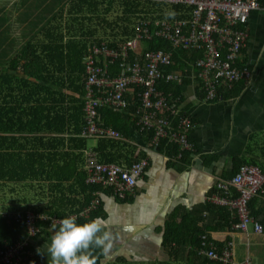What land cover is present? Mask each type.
Wrapping results in <instances>:
<instances>
[{"label": "trees", "instance_id": "obj_1", "mask_svg": "<svg viewBox=\"0 0 264 264\" xmlns=\"http://www.w3.org/2000/svg\"><path fill=\"white\" fill-rule=\"evenodd\" d=\"M29 1L24 0L25 3ZM258 1L260 4L264 3V0ZM116 3L124 9L123 15L119 20L111 23L107 17L115 11ZM43 6H46L44 14L39 10ZM3 9L4 6L1 7L0 12ZM144 10L149 14L150 5L120 0H51V2L31 0L24 13L28 15L27 18L31 13L38 15L36 22L31 25L26 24V29L22 31L21 42L15 35L16 0L14 8L5 9V14L0 17V189H10L12 195L16 192V196L21 198L16 199L15 195L11 196L15 203L29 200L27 195L24 194V197L20 194L28 189H31L35 196L45 195L49 199L45 206L33 209L36 214L46 215L48 219L37 222L39 231L29 247L34 253L31 264L48 262L42 245L44 243L47 246L51 243L50 237L54 234L51 232L52 220L81 214L92 205L96 193L104 189L102 185L88 184V174L80 168L84 161L83 150L89 146L88 140L80 137L85 126L88 125L86 55L89 47L95 43L107 42L108 47L117 48V41L102 39L111 37L104 30L113 29V35L115 34L117 40H120L118 37L121 36L130 37L133 33L132 22L141 17V14L145 13ZM13 16H15L14 21L11 20ZM104 16L106 17L103 18ZM97 20L101 21L95 22ZM241 26L245 30L247 24ZM161 46L173 55V64L162 68L165 73L161 71L162 78L157 81V89L164 93L168 104L176 109L171 108L176 115L175 118L166 119L167 125L172 131H181L182 118H188L192 124L188 134L190 140L195 126L192 116L182 110V106L186 100L187 90L193 84L191 80L194 79L193 64L203 57V53L182 48L175 49L169 41ZM123 47L117 48L118 51L123 50ZM152 49L160 50V47L154 46ZM145 51L140 55L142 61L138 58L142 65L146 63V54L153 50ZM174 59L175 61L178 59L180 66H175ZM122 63L123 57L110 65L111 77L119 76ZM172 72L183 74L186 77L184 84L167 81V73ZM195 72L197 79V68ZM197 81L205 102L204 85L202 81L199 82L198 79ZM245 83L246 81L241 80L235 83L232 89L222 87L219 93L222 94L224 101L236 98ZM137 91L135 98L138 100H130L133 95L127 96V101L130 103L127 112L122 113L107 107L99 108V123L117 131L122 138L117 142L111 140L99 142L96 151L101 161L126 163V166H130L134 161L148 158L147 153L139 146L141 143L149 148H156L169 157L171 162L182 163L181 168H186L184 166L192 163L191 151L182 152L180 144L165 138L156 146L152 143L153 131L139 125L137 112L142 106L139 93H143L144 89L140 88ZM254 164L257 165L254 161L247 160L245 156L235 159L234 166L225 170L222 177L215 181L208 196L220 193L232 198L238 197V192L229 186V180L233 179L235 172L241 170L244 165ZM260 168L264 172V166ZM221 184L226 185L227 188H219ZM112 191L114 188L105 189L107 195L112 194ZM263 193L264 186L257 195ZM256 196L251 198L249 210L259 222L261 211L255 209V206L260 204V199ZM2 201L0 199L1 207L4 205ZM7 210L11 209L2 207L0 210V251L23 241L29 234L27 213L19 219L17 215L2 216V212ZM177 216L182 219V223L175 226L174 221ZM96 218L108 219L104 203L89 218L81 217L76 222L84 224ZM237 220L239 217L232 215L227 208L207 201L194 208L191 214L184 208L176 210L166 224L163 235L162 245L169 256V264L181 261L185 264H217L200 254L201 237L207 234L208 225L214 229H231ZM200 222L203 223L202 227L199 226ZM208 238L212 240L209 235ZM224 246H227V243ZM38 248L43 254L37 253ZM127 257H115L116 260L108 264H136L137 261H140L139 264H158V262L144 263L143 260Z\"/></svg>", "mask_w": 264, "mask_h": 264}, {"label": "built area", "instance_id": "obj_2", "mask_svg": "<svg viewBox=\"0 0 264 264\" xmlns=\"http://www.w3.org/2000/svg\"><path fill=\"white\" fill-rule=\"evenodd\" d=\"M120 1L153 4L162 2L177 7L180 11L177 12L174 19L155 21L154 24L151 21H139L136 26L137 37L126 39L121 51L108 46L93 45L89 47L86 55L88 74L86 86L88 130L86 135L90 138L116 142L122 140L120 133L112 129H103L98 125V110L107 107L122 113L127 112L130 106L127 96L133 95L132 100H136L135 91L138 92L137 90L142 88L144 92L139 93L142 106L138 109L137 115L139 125L153 131L152 143L157 146L165 138L180 145L189 146L188 134L192 125L191 121L188 118H182V130L172 131L168 127L166 119L175 118L176 114L171 110V108H175L168 104L164 93L157 89V81L162 78L161 71L165 73L162 68L173 64L172 53L164 50L150 51L146 54L145 65H142L138 59H135L133 63H127L125 57L131 51L138 50L139 41L151 40L153 37L165 38L175 49L201 51L203 57L196 61L195 66L198 69L197 79L204 85L205 102H223V96L219 93L222 87L232 89L235 83L241 80L249 82L252 77L250 67L243 61V50L246 48L248 31L247 29L243 30L241 25L247 24L252 12L262 8L261 4L258 0ZM121 57H123L122 71L118 77H111L110 65ZM193 72L195 79L196 72ZM185 78L183 74L173 73H167L166 77L167 81H173L180 85L184 84ZM163 130L172 132L165 136ZM87 155L88 168L91 172L90 182L94 185H102L107 189L114 188L122 198L134 194L137 180L149 165L147 158L134 161L130 166H126L115 162L103 163L99 160L96 151H89ZM241 170L246 174H253L256 178L255 183H247L246 190L239 191L238 197L232 198L228 195L215 193L207 200L224 208L236 209V213L232 215H237L239 220L234 224V230L248 232L252 227L253 231L261 234L263 227L252 217L249 203L252 197L263 190L264 172L257 165H244ZM228 184L230 186V183ZM219 188L226 189L227 186L221 184ZM253 188L256 190H252ZM103 194V192H98L99 197ZM243 199H245L246 205L242 203ZM100 204L99 198L94 200L84 212L74 215L76 221L81 217L89 218L93 210ZM47 219L46 215H39L34 211L29 212L27 214L28 238L20 245H12L6 250L0 251V264H29L28 255L31 253L26 251L27 247L39 231L37 222ZM58 221L59 219H53L52 225H58ZM201 239L200 253L202 255L217 264H238L234 261L231 253V244L220 249L208 239L207 235H203Z\"/></svg>", "mask_w": 264, "mask_h": 264}, {"label": "crops", "instance_id": "obj_3", "mask_svg": "<svg viewBox=\"0 0 264 264\" xmlns=\"http://www.w3.org/2000/svg\"><path fill=\"white\" fill-rule=\"evenodd\" d=\"M30 2L31 0L28 3H25L24 0H16V38L19 37L20 42L22 31L26 29L27 25L36 22L38 15V13L36 16L31 13L29 18L26 17L28 15L24 12ZM14 3L15 0H0V10L4 6L0 17L5 14V9H13ZM133 3L148 4L151 11L148 14L144 10L145 13L132 22L133 33L130 37L121 36L118 37L120 40H117L114 37L115 34L110 35L111 41L118 42L117 48H122L126 39L137 37L136 26L139 21L155 22L169 18L174 19L177 12L180 11L172 5L162 2L158 4ZM261 7L247 23L249 39L243 51V61L250 67L252 77L249 82L242 85L241 93L236 98L223 102L207 103L203 100L197 79H191L193 84L187 90L182 110L192 116L195 126L190 137L192 163L184 166L186 168H181L182 163L171 162L169 157L160 153L156 148H149L140 143V148H143L147 153L149 165L138 181L134 194L122 198L114 190L112 194L107 195L105 193L107 188L99 191L104 193L100 197L96 193V199L101 198V204L93 212L99 210L104 203L108 219L101 220L104 227L108 229V234L112 235L109 236L107 243H109V247L113 243L115 248L113 251L111 250L110 254L115 257H127L129 252L128 259L134 258V260H145L146 262L157 260L158 264H169V256L162 243L166 224L169 223L174 212L184 208L191 214L194 208L205 202V196L214 186L215 181L222 177L225 170L234 166L235 159L245 156L247 160L254 161L257 166H264V3L261 4ZM44 9L46 10V6L39 8L42 13ZM14 19L15 16L11 18L12 21ZM167 41L163 37L139 41L138 50L131 51L127 55V63H133L135 59H140V55L145 53V50H155L152 49L154 46L164 50L165 48L161 44ZM140 60L142 61V59ZM174 64L176 67L180 66L178 59L176 61L174 59ZM195 70L196 66L193 64V71ZM178 71L183 72V70ZM98 125L103 129H109L99 121ZM87 130L88 125L85 126L83 134L80 136L89 142L88 148L83 150L84 161L80 168H83L88 174L87 183L94 185L90 182L91 172L88 168L87 152L96 151L99 142L107 140L90 138L86 135ZM93 142H96V145L92 146ZM138 142H140V137H138ZM98 158L101 161L99 154ZM121 164L126 165V163ZM129 198L132 199L127 201ZM256 198L260 199V204L255 206V209H260L259 222L264 227V193ZM74 215L76 214L71 216ZM108 220H111V225L107 227ZM180 223H182V219L177 216L174 224L177 226ZM202 225L203 223L200 222L199 226L202 227ZM206 233L221 248H224L226 243L227 245L231 244L230 250L236 263L264 264V231L258 234L251 233V231H236L233 226L231 229H214L208 225ZM239 238L241 243L246 242L251 258H248L243 250L235 251L234 247ZM125 241L130 244L119 248L120 243L123 244ZM135 254H139L141 258H136ZM172 263L185 264L183 261Z\"/></svg>", "mask_w": 264, "mask_h": 264}, {"label": "rangeland", "instance_id": "obj_4", "mask_svg": "<svg viewBox=\"0 0 264 264\" xmlns=\"http://www.w3.org/2000/svg\"><path fill=\"white\" fill-rule=\"evenodd\" d=\"M115 6H116V9H115V11L114 12H112L108 17H107V19L109 20V22H111V23H114V22H116L117 20H119L121 17H122V15H123V9H121V7H120V5L118 4V3H116L115 4ZM260 10V9H259ZM259 10H255V11H253L252 12V14L250 15V17H249V19L254 15V13L255 12H258ZM106 16H104L103 18H105ZM99 21H101V20H97V21H95V22H99ZM249 21V20H248ZM248 23V22H247ZM116 26H114V28H115ZM98 28H100V27H98ZM246 29H247V31H248V27L246 26ZM100 30H104V29H102V28H100ZM104 31H107L108 33H109V35H113V32H114V30L113 29H108V30H104ZM15 35H16V29H15ZM102 39H105L106 41H108V40H110V37H107V38H102ZM248 39H249V33H248ZM248 39L246 40V45H247V42H248ZM263 43H264V40H263ZM94 45H99L100 47H104V46H108L109 44H107V42H103L102 44H100V43H95ZM86 86H87V84H86ZM152 117V116H151ZM113 130V129H112ZM115 131V130H114ZM117 132V131H116ZM172 131H170V132H168V131H165V130H163V133H164V135L165 136H167L168 134H170ZM91 145L92 146H94V145H96V142H93V143H91ZM182 147H181V151L182 152H184V151H191V149H192V143L190 142V140H189V146H183V145H181ZM152 148H154V147H152ZM233 164V163H232ZM232 168V167H231ZM146 171V170H145ZM145 171L142 173V175L145 173ZM142 175H141V177H142ZM140 177V178H141ZM237 177H238V179H237ZM140 178L137 180V183H138V181L140 180ZM245 178V179H244ZM255 177H254V175L253 174H246L243 170H237L236 172H235V175H234V177H233V179H230L229 180V183H230V186L233 188V189H235L237 192H239V191H245L246 190V187H247V183H249V184H254L255 183ZM213 188V187H212ZM211 188V189H212ZM16 190V189H15ZM252 190H256V189H252ZM17 191H18V188H17ZM18 192H20V191H18ZM215 192V191H214ZM260 193V192H259ZM259 193H257V194H259ZM20 194H22L23 196H24V194L25 195H27L28 196V201H24V200H22L21 202H19V203H15V202H13V198H11V196L12 197H14V195L16 196V192H15V194H13L12 195V193H11V191H10V189H7V190H4V189H0V199L1 200H3L2 202H3V206L2 207H4V208H8V209H11V210H7V211H5V212H2V216H6V217H11L12 215H17V219H19V218H21L22 217V215L24 214V213H29V212H31V211H33V209L34 210H36L38 207L40 208V207H42V206H45L47 203H48V201H49V199L48 198H46V196L45 195H41V196H35L34 195V193L32 192V190L31 189H28V190H26L24 193H21L20 192ZM256 194V195H257ZM255 195V196H256ZM8 196H10L9 198H8ZM257 196H259V195H257ZM25 197V196H24ZM245 197H246V195H245ZM19 198H21V197H17L16 196V199H19ZM242 203L243 204H245L246 205V203H245V199H243L242 200ZM1 204L2 203H0V210H1ZM213 205H216V206H219L218 204H215V203H213ZM219 207H221V206H219ZM230 212H231V214H234V213H236V209H234V208H227ZM242 211L244 212V213H246V211L245 210H243L242 209ZM109 225H111V220H108V222L106 223V226L108 227ZM104 231H106L107 233H108V229H106L105 227H104V229H103ZM249 231H251V233L253 232V229H252V227H250L249 228ZM51 232L53 233L54 232V230L52 229L51 230ZM250 234V233H249ZM109 236H112V235H109ZM42 242V241H41ZM118 242V241H117ZM107 243V242H106ZM126 244V245H125ZM128 244H130V243H128L127 241H125L123 244L122 243H120V245H119V248H121V247H123L124 248V245L125 246H127ZM17 245H20V242H17ZM46 245L43 243V245H42V249L43 250H45L46 251ZM109 248V243H107V247H100V248H97V247H93L92 249H90L91 250V252H92V255H93V257L95 258V264H108L109 262H113L114 260H116V258H115V256L114 255H112V254H109V250H112L113 251V249L115 248L114 247V245H113V243L110 245V249H108ZM235 251L236 252H239L240 250H243L245 253H246V256L248 257V258H251V257H249V249H248V246H247V244H246V242H244V243H241L240 242V238L236 241V244H235ZM106 250V251H105ZM103 255H102V254ZM128 255H129V252L127 253ZM135 256H136V258H141V256L139 255V254H135ZM46 257L48 258V255H47V253H46ZM139 262L140 261H137L136 262V264H139ZM146 261L144 260V263H145ZM150 262H158L157 260H150ZM111 264H113V263H111Z\"/></svg>", "mask_w": 264, "mask_h": 264}, {"label": "clouds", "instance_id": "obj_5", "mask_svg": "<svg viewBox=\"0 0 264 264\" xmlns=\"http://www.w3.org/2000/svg\"><path fill=\"white\" fill-rule=\"evenodd\" d=\"M208 197L207 194L205 196V201L207 202H209L207 200ZM52 227L55 231L50 237L51 243L46 247V253L48 255L47 264H95V258L90 249L93 247H107L106 242L109 240V234L103 230L104 224L100 218L93 219L84 224H78L76 217L70 216L60 219L58 221V227L57 224H53ZM33 239H31L26 250L28 253H31V255H28L29 264H31V258L34 255L29 250L30 245L34 242ZM208 239L210 240V238ZM37 253L43 254L40 248L37 249ZM32 264H35V262H32Z\"/></svg>", "mask_w": 264, "mask_h": 264}, {"label": "flooded vegetation", "instance_id": "obj_6", "mask_svg": "<svg viewBox=\"0 0 264 264\" xmlns=\"http://www.w3.org/2000/svg\"><path fill=\"white\" fill-rule=\"evenodd\" d=\"M108 249H110V247H109ZM108 252H109V254H110V253H111V250H109ZM47 261H48V258H47Z\"/></svg>", "mask_w": 264, "mask_h": 264}]
</instances>
